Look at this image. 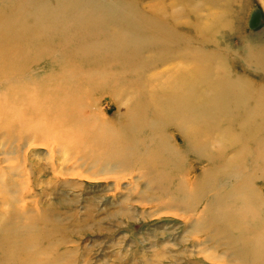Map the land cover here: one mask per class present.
Returning <instances> with one entry per match:
<instances>
[{
    "label": "bare ground",
    "instance_id": "obj_1",
    "mask_svg": "<svg viewBox=\"0 0 264 264\" xmlns=\"http://www.w3.org/2000/svg\"><path fill=\"white\" fill-rule=\"evenodd\" d=\"M33 2L19 5L16 0H0V17L7 19L0 24V124L8 128L21 126L32 119L35 110L42 109V114L44 106L50 104L54 108L43 111L45 120L52 118L59 123L62 138L83 128L88 129L85 138L112 139L114 135L107 125L89 122L85 109L100 91L112 92L125 106L126 116L133 107L144 114L135 121L128 117L124 124L121 141L128 146L127 155L154 147L146 140L148 129L157 133L174 129L183 139L184 155L189 152L210 166L204 178L207 184L231 178L233 171L243 172L232 189L224 194L219 190L214 210L206 213L208 223L218 224L221 234L234 236L233 245L239 253L249 255L252 264H264V199L254 187L258 177H264V84H252L249 76H233L226 58L241 54L250 74L264 75V45L248 38L233 52L228 39L234 31H225L233 23L237 0H151L148 13L138 12L140 19L120 10L111 11L99 0H56L54 10L60 13L46 22H42L43 11L48 8ZM4 7L15 10L6 14L1 12ZM178 7L182 8L181 18L188 10L196 16L195 22L181 24L179 14L172 13ZM58 23L63 25L59 28ZM29 25L46 27L43 31L50 34L52 42L62 39L72 47L80 68L49 78L43 73L46 68L31 67L44 54L41 50L27 51L25 43L41 44L40 30L27 35L25 41L9 40L11 34ZM177 28L187 31L188 38ZM159 69L160 74L152 73ZM53 85L59 87L55 92L44 91V87ZM148 112H153L155 118L149 120ZM226 143L234 148L228 160L222 158L231 148ZM213 146H218L216 154ZM166 153L175 159L183 157L175 147L157 155ZM11 238L0 248L3 260L14 254L15 240ZM24 249H29L27 242ZM23 251H15L13 256L20 261Z\"/></svg>",
    "mask_w": 264,
    "mask_h": 264
},
{
    "label": "rangeland",
    "instance_id": "obj_2",
    "mask_svg": "<svg viewBox=\"0 0 264 264\" xmlns=\"http://www.w3.org/2000/svg\"><path fill=\"white\" fill-rule=\"evenodd\" d=\"M16 1L20 5L29 0ZM99 1L111 11L130 13L133 19H140L139 13H148L149 5L153 4L151 0ZM33 3L48 8L43 11L42 22L60 13L54 10L56 0ZM237 3L233 23L225 31H234L228 39L233 52L248 38L264 45V0H237ZM13 9L4 7L1 12L10 14ZM172 13L179 14L181 24L189 25L196 20L188 10L185 18H181L180 7ZM5 22L7 19L0 17V24ZM41 25L25 26L31 33L22 30L11 34L9 40L25 41L40 30L41 44L25 43L27 51L41 50L44 54L31 67L46 68L43 73L49 76H62L68 70L76 72L80 67L72 47H67L62 39L52 42L50 34L43 31L46 27ZM62 25L58 23L59 28ZM176 31L188 38L187 31L180 28ZM226 58L233 76H249L252 84H264L263 74L247 71L241 54ZM160 70L152 73L160 74ZM32 76L35 78L36 74ZM57 88L48 86L44 91L50 94ZM44 108L46 113L54 105ZM85 109L89 122L107 125L114 135L112 139L85 138L83 134H88V129L83 128L64 139L59 123L52 118L45 120L40 108L21 126L8 128L0 124V248L11 237L15 240V251H23L26 242L29 246L22 252L25 254H20V261L13 256L16 253L13 250L12 259L0 257V264H252L251 257L239 253L233 245L234 236L221 234L220 226H211L206 214L214 210L219 190L224 194L232 189L243 172L236 170L231 178L214 179L207 184L204 178L210 166L205 159L189 152L184 155L183 139L174 129L162 133L148 129L145 137L154 147L127 155L128 146L121 141L124 124L128 117L135 121L144 114L133 107L130 116H126L125 106L108 91L93 96ZM146 117L151 120L155 114L148 112ZM174 147L183 153L182 158L175 159L167 153L157 155ZM211 148L214 154L218 152V146ZM233 149L222 158H231ZM258 178L254 187L264 199V177Z\"/></svg>",
    "mask_w": 264,
    "mask_h": 264
}]
</instances>
